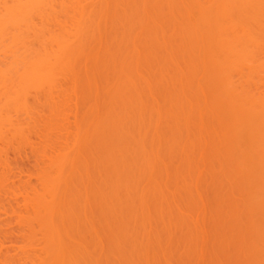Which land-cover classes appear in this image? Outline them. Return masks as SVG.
I'll return each mask as SVG.
<instances>
[{
  "label": "rangeland",
  "instance_id": "374dc122",
  "mask_svg": "<svg viewBox=\"0 0 264 264\" xmlns=\"http://www.w3.org/2000/svg\"><path fill=\"white\" fill-rule=\"evenodd\" d=\"M43 6L56 82L36 75L25 137L0 144V264H264V0Z\"/></svg>",
  "mask_w": 264,
  "mask_h": 264
},
{
  "label": "bare ground",
  "instance_id": "6f19581e",
  "mask_svg": "<svg viewBox=\"0 0 264 264\" xmlns=\"http://www.w3.org/2000/svg\"><path fill=\"white\" fill-rule=\"evenodd\" d=\"M55 1V0H54ZM69 1V0H68ZM49 2L50 3H53V0H52V2L49 0ZM46 4V0L44 1V0H0V33L2 32H4V35H7V32L8 33H10L11 31H13V36L11 37V36H8L7 35V37H9L8 38V41H10V43L9 42H7V43H9V44H4L5 45V47H6V51H8L10 54H11V56L13 57H9L11 60H12V62L11 63H7V62H3L1 59H0V68L2 69L1 71H0V73L1 72H3V68H7V66H8V70L6 71L5 69V72H3V75L2 76H4V74H5V76H6V74H7V76H8V78L7 79H5V76L4 77H2V80L0 81V85L2 86H0V97L3 95V97L4 98H1L0 99V102H1V100H2V103H1V106L0 107H3V108H5V106L7 105V104H9L10 106H11V110H9L10 109V107H9V105H7L9 108H8V110L10 111H8L7 109H5V114H6V116L5 117H2V118H4V120L2 121V120H0V144H2V142H3V140L4 141H6V143L7 142H9V138L10 137H13L12 139H17L18 137H20V138H22V136H24V134H23V130H25L24 129V125H26V123H28V122H26L27 120H29L31 117H30V115L32 114L31 113V108H30V104H31V106H32V103L33 102H31V100H32V97H34V96H32L31 97V95H33V91L35 92V87H34V85H35V83H36V81L38 80L39 81V79H36L37 78V74H39V73H41L43 70V72H45V73H43V75H41V76H45L44 78H45V82H44V84H43V81H39L38 83L39 84H42V88L43 89H46V90H49V89H53V88H49L50 86H48V85H46L45 83L46 82H48L49 83V85H51V84H54L56 81V79H54V77L51 75V72H47L46 70H49V68H50V66H48V65H45V63H44V65H43V62H46V63H48L47 62V60H49V59H45V60H43V58H41L40 59V57H37V58H35V59H40L42 62L40 63V67H39V63H38V61H39V59H38V61H37V63H36V60L34 59V57H35V50H37V47H36V44H35V46H34V40H35V36L36 37H39V36H37V34L39 35L40 34V31H43V30H45V29H43L44 28V26L46 27V25H41V24H39V23H37L38 25H41V26H43V30L41 29V26L37 29L38 30V32H37V34H36V31H34L35 30V21L36 20H38V19H36V18H34L33 16H35L36 14L37 15H39V17L38 18H40V20H41V17H43L44 15H42L41 17H40V15L42 14H40V11H42V8H43V11H45L44 10V7L45 6H43L42 7V5H45ZM47 7V6H46ZM45 7V8H46ZM40 9V10H39ZM54 10V9H53ZM52 10V11H53ZM37 11L39 12V14L37 13ZM48 11V10H47ZM46 11V12H47ZM51 11V12H52ZM43 13H45V12H43ZM49 13H50V11H49ZM46 15V14H45ZM52 16V15H51ZM51 16H50V18H51ZM210 16V15H209ZM49 17V16H48ZM44 18H45V16H44ZM46 20H48L47 19V17L45 18ZM44 19V20H45ZM211 19V18H210ZM33 20H35L34 22H33ZM39 20V21H40ZM43 20V19H42ZM205 20H208V18H206ZM211 20H213V19H211ZM211 20H209V22H211ZM38 21V22H39ZM214 21V20H213ZM212 21V22H213ZM218 22V21H217ZM217 22H215V23H217ZM34 23V24H33ZM217 24H219V23H217ZM6 25H7V27L9 28L10 27V29H11V31H9L8 30V28L6 27ZM215 26H217L216 24H215ZM219 26V25H218ZM35 27V28H34ZM38 27V26H37ZM2 28V29H1ZM8 31H7V30ZM39 29H41L40 31H39ZM5 30V31H4ZM46 31V30H45ZM35 32V33H34ZM44 32V31H43ZM42 32V33H43ZM49 32H50V28H49ZM49 32H48V34H49ZM1 33V34H2ZM6 33V34H5ZM45 33V32H44ZM36 34V35H35ZM10 35V34H9ZM41 35V34H40ZM46 35V34H45ZM50 35V34H49ZM43 36V35H42ZM41 36V37H42ZM131 36V35H130ZM10 37H11V39H10ZM4 38H6V36H4ZM10 39V40H9ZM117 39H119V41H124V42H127V40H125L126 38L124 37V40H121L120 38H117ZM2 40H4V39H2ZM46 40V39H45ZM45 40H43L44 42H41V43H43V44H45L46 42H48V41H45ZM7 41V40H6ZM5 41V42H6ZM128 41H129V39H128ZM0 43H1V40H0ZM53 43V42H52ZM55 43V42H54ZM57 43V42H56ZM2 44V43H1ZM1 44H0V46H1ZM2 44V45H3ZM48 44V43H47ZM40 45V43L38 44V46ZM42 45V44H41ZM46 45V44H45ZM54 45V44H53ZM36 47V48H35ZM35 48V49H34ZM49 48V47H48ZM47 49V48H46ZM58 49V48H57ZM63 49V48H62ZM44 50H45V47H44ZM250 50V49H249ZM38 51V50H37ZM236 51V50H235ZM253 51L254 50H252V53H253ZM45 52V51H44ZM251 52V51H250ZM39 53V52H38ZM48 53H52V52H48V50H47V54H44V58H46V56L45 55H47L48 56ZM84 54V53H83ZM250 53H248V55H249ZM5 55H9V54H5ZM51 55H53V57H54V54H51ZM85 55H86V53H85ZM84 55V56H85ZM252 55V54H251ZM39 56H41V54L39 55ZM43 56V55H42ZM241 56V55H240ZM250 56V55H249ZM3 57H5L4 55H3ZM88 57V56H87ZM248 57V56H247ZM252 57V56H251ZM6 58H8V57H6ZM59 58H60V56H59ZM62 58H63V55H62ZM85 58V57H84ZM53 59V58H52ZM55 59V58H54ZM40 62V61H39ZM10 64H13V69H14V67H15V70H13L12 68H10V67H12V65H10ZM35 64H37L38 66L36 67V69H35V74L31 71V70H33V68H34V66H35ZM50 64H52V63H50ZM54 64V63H53ZM15 65V66H14ZM10 66V67H9ZM3 67V68H2ZM39 67V69H37ZM59 67V66H58ZM11 70H10V69ZM9 70L11 71V77L8 75V73H6V72H9ZM12 71H14V73L12 72ZM39 71V72H38ZM57 71V70H56ZM114 71H115V69H114ZM118 71V70H117ZM129 71V70H128ZM127 71V72H128ZM140 71V70H139ZM47 72V73H46ZM112 72V71H111ZM120 72H123V71H119V72H117V73H119V74H121ZM114 73V72H113ZM116 73V74H117ZM124 73H126V72H124ZM129 73V72H128ZM45 74V75H44ZM127 74V73H126ZM125 74V75H126ZM1 75V74H0ZM47 75V76H46ZM110 76H112L111 74H109ZM123 75V74H122ZM125 75H123V76H125ZM39 76V78H40V75H38ZM114 76H116L115 75V73L113 74V77ZM0 78H1V76H0ZM56 78H57V76H56ZM116 78V77H115ZM5 79V80H4ZM121 79H124V78H121ZM44 80V79H43ZM58 80V79H57ZM118 80H119V82H120V79L118 78ZM1 82H3V83H1ZM40 82H42V83H40ZM5 83H6V85H5ZM121 83V82H120ZM36 85H37V83H36ZM47 86L49 89H47V87L45 88V86ZM61 85V84H60ZM40 86V87H39ZM37 85V90H36V93H34V94H37V91L38 90H40L41 89V85ZM54 86V85H53ZM35 89V90H34ZM46 90H45V92H46ZM50 91H52V90H50ZM2 92V93H1ZM42 93V95H44L45 94V92H44V90H40L39 91V93ZM43 92H44V94H43ZM4 93V94H3ZM40 93V94H41ZM2 94V95H1ZM46 95V94H45ZM41 97V96H40ZM179 98V97H178ZM181 98V97H180ZM31 99V100H30ZM6 101H7V104H6ZM4 104H6L5 106H2V105H4ZM33 108H34V106H33ZM0 111H2V108L0 109ZM4 111V110H3ZM2 111V113H4ZM7 112H8V114H7ZM1 113V112H0ZM110 113V112H109ZM118 113H120V111H118ZM5 114H3V115H5ZM124 114V113H123ZM25 115V116H24ZM27 115V116H26ZM121 115V114H120ZM124 115H126V114H124ZM123 115V116H124ZM0 116H2V114H0ZM32 116V115H31ZM116 116H118V115H116ZM123 116H121L122 118H123ZM26 117V118H25ZM33 117V116H32ZM102 117H104V116H102ZM108 117L109 118H111V120H108V123H109V121H113V122H115V120H112V119H115L114 118V115H112V113L109 115L108 114ZM125 117V116H124ZM29 118V119H28ZM120 118V117H119ZM34 119H35V117H34ZM101 119V118H100ZM105 119V118H104ZM103 119V120H104ZM124 119V118H123ZM123 119H120V120H122L123 121ZM102 120V119H101ZM117 120V119H116ZM2 121V122H1ZM117 121H119V119L117 120ZM122 121L120 122L119 121V123L120 124H122ZM26 122V123H25ZM30 122V121H29ZM31 122H33V121H31ZM31 122L29 123V124H31ZM112 122V123H113ZM25 123V124H24ZM111 123V124H112ZM116 124H118V122L116 123ZM116 124H112V125H114V127H116L117 125ZM140 124V123H139ZM32 125V124H31ZM116 125V126H115ZM144 125V124H143ZM142 125V127H141V129H143L144 128V126ZM28 126V125H27ZM26 127V126H25ZM113 127V126H112ZM28 128V127H27ZM111 128V127H110ZM110 128H108L109 130H110ZM139 128H140V126H139ZM139 128H136L138 131L137 132H139L141 129H139ZM125 129H127V127H125ZM123 130V131H125L124 133L125 134H127V135H129V134H131V129H127L128 131H130V133L129 132H127V130ZM133 130L132 131H135L134 130V128H132ZM22 130V131H21ZM30 130V129H29ZM113 130V129H112ZM28 131V130H27ZM111 131V130H110ZM107 131V132H109L108 134H111L113 131ZM146 131V130H145ZM144 131V132H145ZM22 132V133H21ZM25 132V131H24ZM136 132V131H135ZM144 132H141V134H143ZM26 133V132H25ZM31 133V132H30ZM118 133V132H117ZM117 133H116V135H117ZM123 132H122V134H124ZM129 133V134H128ZM133 133V132H132ZM140 133V132H139ZM139 133H137L138 135V137H139ZM147 134L149 133L151 136L150 137H153L154 135H152V133L151 132H149V131H147L146 132ZM154 133V132H153ZM113 134H115V132H113ZM124 134V135H125ZM107 135V134H106ZM119 136H124V135H121V134H118ZM144 135V134H143ZM30 136H32V135H30ZM145 136V135H144ZM148 136V135H147ZM9 137V138H8ZM25 137V136H24ZM149 137V136H148ZM147 137V138H148ZM20 138H18V139H20ZM30 138V137H29ZM111 138V137H110ZM140 138V137H139ZM142 138H143V136H142ZM145 138V137H144ZM6 139V140H5ZM12 139H10V140H12ZM113 139V138H112ZM13 140V141H14ZM24 140V139H23ZM26 140H28V139H26ZM26 140H24V141H26ZM20 141V140H19ZM22 141V140H21ZM113 140H111V142H112ZM109 140H108V142H106L107 144L106 145H108V143H109V145H111V147H112V143H111ZM4 143V142H3ZM14 143V142H13ZM19 143V142H18ZM111 143V144H110ZM114 143H116V142H114ZM5 144V143H4ZM120 144V143H119ZM125 143H122V144H120V147L121 146H125L124 145ZM118 145V144H117ZM107 147V146H106ZM110 147V148H111ZM118 147V146H117ZM116 146H115V148H117ZM119 147V148H120ZM109 148V146H108V150L110 149ZM135 149H137V148H135ZM135 149H133V150H135ZM78 150V149H77ZM107 150V151H108ZM74 151H76V150H74ZM105 151H106V148H105ZM106 151V152H107ZM131 153L133 152V151H130ZM71 153V152H70ZM129 154V152L127 151V154H126V156L125 157H127V155ZM125 155V154H124ZM123 155V156H124ZM124 157V158H125ZM121 158H123V157H121ZM116 159V161L115 160H113V161H115V162H119L118 160H119V156H118V159L117 158H115ZM113 161H111L110 163H113ZM120 161H121V159H120ZM107 162V161H106ZM114 162V163H115ZM104 163V162H103ZM108 163V162H107ZM102 166V165H101ZM104 167L106 166V164H104L103 165ZM107 166H108V164H107ZM137 168H136V167ZM134 166V164L133 165H129V166H122V168L123 167H126L127 169H131V168H133V169H131L132 171H130L129 172V170H127L126 168H123L125 171L127 170L128 171V173L126 172V174H125V172H123L124 173V175L127 177L128 175L130 176L131 174H132V172H133V174H132V176L133 177H131L130 178V180L132 179L133 181L136 179V176H134L135 174H137V176H138V173L139 172H141V170L143 169V166H142V168L140 169L139 168V166L140 165H135ZM131 167V168H130ZM141 167V166H140ZM64 170H65V167H64ZM63 170V171H64ZM135 170H136V172H135ZM61 171H62V169H61ZM66 171V170H65ZM65 171H64V173H65ZM139 171V172H138ZM143 171H145L144 173H143ZM53 172V171H52ZM147 171L144 169V170H142V172H141V175H139V176H144V179H143V177H142V179L144 180V181H147L146 179L147 178H145V176L147 177L148 176V180H150L151 179V175H149L150 173H146ZM135 173V174H134ZM145 174V175H143V174ZM140 174V173H139ZM147 174V175H146ZM46 175V174H45ZM60 175V174H59ZM65 175V174H64ZM124 176V177H125ZM128 176V177H129ZM41 177V176H40ZM50 177V176H49ZM62 177V176H61ZM63 177H67V176H63ZM101 177V176H100ZM108 177H110V175L109 176H104V178L106 179V181L107 182H109L110 181V179L111 180H113L111 177H110V179H109V181L107 180V178ZM125 177V178H126ZM152 177H153V175H152ZM48 178V177H47ZM125 178H124V180H125ZM135 178V179H134ZM150 178V179H149ZM155 178V177H154ZM157 178H161V177H157ZM157 178H155V182L157 181V182H160ZM86 179V178H85ZM90 179V178H89ZM98 179H100V178H98ZM97 179V180H98ZM104 179V180H105ZM122 180H123V176H122V178H121ZM120 179V180H121ZM127 179V178H126ZM129 179V178H128ZM157 179V180H156ZM84 180V179H83ZM82 180V181H83ZM94 180V179H93ZM97 180H95V181H97ZM102 180H103V178H102ZM102 180H101V182H102ZM103 180V181H104ZM162 180V179H161ZM85 181V180H84ZM90 181V180H89ZM105 181V183H107ZM153 180L151 181H148V183L150 182H154ZM58 182V181H57ZM92 182H94V181H92ZM100 181H97V183H99ZM122 182V181H121ZM128 182H130V181H128ZM132 182V181H131ZM54 183V182H53ZM55 183H56V180H55ZM105 183H101V184H105ZM109 183H111V182H109ZM149 183V184H150ZM43 184H44V182H43ZM62 184V183H61ZM60 184V185H61ZM120 184V183H119ZM152 184V183H151ZM151 184H150V186H151ZM55 185V184H54ZM58 185V184H57ZM120 185H122V186H124L123 184H120ZM158 185V184H157ZM45 186H46V184H45ZM62 186V185H61ZM60 188V187H59ZM124 188H125V186H124ZM69 190V189H68ZM130 189H127L126 191H129ZM48 191V190H47ZM125 191V190H124ZM125 191V192H126ZM55 192V191H54ZM58 192H59V190H58ZM57 192V193H58ZM130 192H132V191H130ZM59 194V193H58ZM129 194H130V196H132V194L131 193H129V192H127L126 193V195H128L127 197L129 198L130 196H129ZM46 196V195H45ZM47 198V197H46ZM128 198H126V199H123V200H121V202L119 203V206H121V203H122V205L124 204V205H126L125 204V202L124 201H126V203H129V202H131V200H128ZM130 199H131V197H130ZM81 204V203H80ZM77 205V204H76ZM44 206V205H43ZM74 206V205H73ZM79 206V205H78ZM118 206V205H117ZM69 207V206H68ZM74 207H76V206H74ZM61 208V207H60ZM76 208H78V207H76ZM50 209V208H49ZM70 210V209H69ZM68 210V211H69ZM53 246V245H52ZM124 246V245H123ZM122 247V246H121ZM125 248V247H124ZM62 258V257H61Z\"/></svg>",
  "mask_w": 264,
  "mask_h": 264
}]
</instances>
